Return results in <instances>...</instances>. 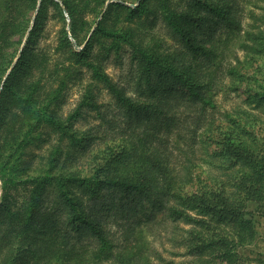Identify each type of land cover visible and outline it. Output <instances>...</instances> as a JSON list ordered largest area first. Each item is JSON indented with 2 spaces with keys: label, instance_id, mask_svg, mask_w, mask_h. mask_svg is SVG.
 <instances>
[{
  "label": "trees",
  "instance_id": "trees-1",
  "mask_svg": "<svg viewBox=\"0 0 264 264\" xmlns=\"http://www.w3.org/2000/svg\"><path fill=\"white\" fill-rule=\"evenodd\" d=\"M128 1L0 0V264L254 259L246 251L258 234L249 206L264 215V0ZM49 5L69 14L82 51L66 28L57 46L66 58L39 46ZM218 35L243 51L246 72L225 69ZM122 52L126 81L103 64ZM79 63L92 82L67 114L69 84L84 80ZM241 88L246 98L218 106V95ZM88 108L99 122L82 128ZM164 230L172 257L156 245Z\"/></svg>",
  "mask_w": 264,
  "mask_h": 264
},
{
  "label": "rangeland",
  "instance_id": "rangeland-1",
  "mask_svg": "<svg viewBox=\"0 0 264 264\" xmlns=\"http://www.w3.org/2000/svg\"><path fill=\"white\" fill-rule=\"evenodd\" d=\"M242 1L246 2L245 0H242ZM126 3L132 7H136L139 4V2L136 0H130ZM55 14H57V12L54 10V6L49 5L48 11H47V18L45 21V26L43 30L40 32V36H38L39 46L45 47L46 50L48 51L51 50L52 52H54L55 50L56 55L58 56L64 55L66 58L68 53L66 54V52H64L63 50L62 52L57 51V46L59 45L60 37L62 35V30L66 28V30L69 32V36L71 37V40L73 41V45H72L73 49L79 52L82 51L85 48L87 42L85 41L77 42V40L75 39L73 32L71 30V25H70L71 18L69 14L65 13L66 19H61L60 16H56ZM137 20L135 22L138 25L139 23H137ZM156 31L159 34H161V37L164 38L166 47L173 48L177 44L176 38H173L170 35L168 28L163 23L159 24V26L156 28ZM90 36L91 34L89 35V37ZM224 37L225 35L223 36L218 35V39H216L217 40L216 45L219 48L220 54L224 56L225 69H228L229 65L232 63L233 65L238 64V68L241 71L246 72V69L244 67L245 63L244 62L238 63L236 59V57L239 56L243 60V57H244L243 51L236 47V44L234 41H230L228 43L224 42V39H222ZM95 45H96L95 49L98 50L100 45L99 44H95ZM116 55L117 54L113 53L108 60L103 62V64L105 66L106 71L109 72L112 76H114V78L118 80L126 81L124 77L131 76L129 55L125 54V52H122L119 56H116ZM89 58H92V56H89ZM71 62H74V61H71ZM79 67H81V70L84 73L83 75L84 80L78 81V82L75 81L69 84V87L66 93L67 94L66 101L64 104V110L66 111L67 114L70 111H73L79 99L81 98L82 94L85 92L84 84L86 85L92 82L90 78L91 72H90L89 67L85 66L83 63H79ZM11 70L12 68L10 69V71ZM83 81L84 83H82ZM101 95H102L101 98H107L104 92H102ZM246 97H247V94L245 93L243 88H241L239 92L232 91L230 92V94L221 93L216 98H217L218 106H221V108L222 107L227 108V107H231L234 104V102L238 100L239 98L244 99ZM95 115H96L95 110L90 109V108L85 109V115L84 117L82 116L83 118L77 122V125L82 128H90L91 126L98 124L99 121L95 119L94 117ZM1 194H2V182L0 179V196ZM249 208L252 211H254L255 215L254 214H251V215L254 216L257 222L256 228H257L258 234H257V240L255 244L251 246L250 250L248 249L246 251V253L248 255L250 254L251 258H254V259L249 260L247 263H244V264H264V215H258L259 212L257 209V204L255 203L250 205ZM161 216H162V213L159 214V217ZM168 228L171 230L170 226H168ZM169 232L170 231L166 232V230L162 231L161 232L162 235L159 236L158 237L159 239L156 240V245L159 247V249L162 250V252L164 253L166 257L174 256L173 252L178 250V249H173V252L171 251L172 247L170 246V243L168 241L169 236H171ZM164 241H165L164 243L165 245L162 244V242ZM181 251H183V249H181ZM178 254L179 256H175L176 260H182V259L187 258L186 256H182L181 253H178ZM102 264H106V263H102Z\"/></svg>",
  "mask_w": 264,
  "mask_h": 264
}]
</instances>
